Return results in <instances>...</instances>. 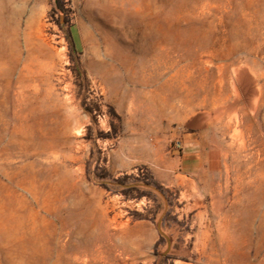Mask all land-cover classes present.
<instances>
[{
    "label": "rangeland",
    "instance_id": "1",
    "mask_svg": "<svg viewBox=\"0 0 264 264\" xmlns=\"http://www.w3.org/2000/svg\"><path fill=\"white\" fill-rule=\"evenodd\" d=\"M0 264H264V0H0Z\"/></svg>",
    "mask_w": 264,
    "mask_h": 264
},
{
    "label": "trees",
    "instance_id": "2",
    "mask_svg": "<svg viewBox=\"0 0 264 264\" xmlns=\"http://www.w3.org/2000/svg\"><path fill=\"white\" fill-rule=\"evenodd\" d=\"M74 59H75L76 64H77L76 71L78 72V74L85 75V72H84V70L82 68L81 62L78 59H76V58H74Z\"/></svg>",
    "mask_w": 264,
    "mask_h": 264
},
{
    "label": "bare ground",
    "instance_id": "3",
    "mask_svg": "<svg viewBox=\"0 0 264 264\" xmlns=\"http://www.w3.org/2000/svg\"><path fill=\"white\" fill-rule=\"evenodd\" d=\"M29 65H30V64H29ZM234 67H235V66H234ZM235 72H236V71H235ZM253 74H254V72H253ZM229 219H230V218H229ZM124 223H125V222H124ZM124 223L122 224L123 226H125ZM226 225L228 226V224H226ZM118 226H119V225H118ZM120 226H121V225H120ZM225 231H226V230H225ZM203 233H204V234H203L204 236L207 235V230L204 231ZM103 236H104V235H103ZM207 236H208V235H207ZM126 239H128V238H126ZM206 239H207V237H206ZM116 240H117V239H116ZM122 240H123V239H122ZM123 242H124V240H123ZM129 247H130V246H129ZM95 248H96V247H95Z\"/></svg>",
    "mask_w": 264,
    "mask_h": 264
},
{
    "label": "built area",
    "instance_id": "4",
    "mask_svg": "<svg viewBox=\"0 0 264 264\" xmlns=\"http://www.w3.org/2000/svg\"><path fill=\"white\" fill-rule=\"evenodd\" d=\"M176 146L181 147V142L180 141L176 142Z\"/></svg>",
    "mask_w": 264,
    "mask_h": 264
}]
</instances>
